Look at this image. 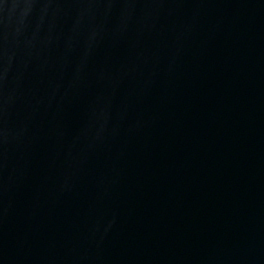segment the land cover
<instances>
[{
  "label": "water",
  "instance_id": "obj_1",
  "mask_svg": "<svg viewBox=\"0 0 264 264\" xmlns=\"http://www.w3.org/2000/svg\"><path fill=\"white\" fill-rule=\"evenodd\" d=\"M0 264H264V0H0Z\"/></svg>",
  "mask_w": 264,
  "mask_h": 264
}]
</instances>
